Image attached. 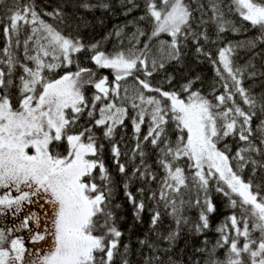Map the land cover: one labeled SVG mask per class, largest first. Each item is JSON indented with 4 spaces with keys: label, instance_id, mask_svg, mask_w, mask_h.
Listing matches in <instances>:
<instances>
[{
    "label": "snow or ice",
    "instance_id": "obj_1",
    "mask_svg": "<svg viewBox=\"0 0 264 264\" xmlns=\"http://www.w3.org/2000/svg\"><path fill=\"white\" fill-rule=\"evenodd\" d=\"M121 2L130 5L125 15L139 7L136 0ZM81 6L93 7L86 0ZM44 15L64 23L59 10ZM232 17L259 34L252 40L229 42L213 58L204 47L216 43L209 37V27L215 28L217 40L225 33L247 30ZM139 21H148L150 30L140 27ZM129 24L135 25V31L126 34L127 25L117 28L114 35L120 45L107 53L99 43L85 45L47 23L34 0H11L0 7L5 39L0 49V190H4L0 215L11 211L18 217L26 205L40 209L12 227L0 228V264H116L117 257L121 264H130L129 246L124 244L120 251L123 233L115 211L120 205L114 203L103 140L111 144L113 163L126 177L124 195L136 220L146 209L145 198L170 209L167 214L177 228L159 238L174 243L179 228L188 223L185 210L193 206L200 209L195 232L210 229L209 214L216 209L208 191L215 182V190L229 198L238 214L233 211L216 227L218 239L210 248L205 241V247L197 249L205 254L204 264H264V94L253 95L243 84L246 78L264 76V71L253 64L255 55L244 65L235 60L239 49L252 51L264 44V0H145V14ZM162 34L170 40L160 39ZM188 41L198 56L211 62L224 89L217 94L213 86L214 99L194 90L195 80L179 91L152 82L169 64L181 62ZM84 51L91 53L96 69L112 71L111 80L80 65L77 54ZM166 81L171 85L172 77ZM13 87L18 89L16 103L9 94ZM89 87L94 89L90 99ZM237 95L247 110L237 102ZM85 115L88 123L81 125ZM126 121L135 141L130 160L139 159L130 175L121 163L122 155L129 157L119 146L123 136L120 142L114 140L119 128H127ZM228 138L242 142L234 154ZM150 154L162 175L152 170ZM248 167L251 175L245 179L242 173ZM133 178L149 185L138 189L139 200L129 190ZM152 183L158 184L156 190ZM151 211L150 228L156 230L162 213ZM24 230L27 238L16 235ZM140 244L154 253L169 251L147 240ZM220 249H225L224 259L217 255ZM144 264L165 262L153 254L145 257Z\"/></svg>",
    "mask_w": 264,
    "mask_h": 264
},
{
    "label": "trees",
    "instance_id": "obj_2",
    "mask_svg": "<svg viewBox=\"0 0 264 264\" xmlns=\"http://www.w3.org/2000/svg\"><path fill=\"white\" fill-rule=\"evenodd\" d=\"M10 2L11 0H0V7ZM23 2L27 3L28 0H23ZM34 2L37 11L41 13L42 18L47 23L57 27L65 35L80 38L85 45L99 43L100 50L107 53L116 51L120 45V40L114 35V31L119 27L127 25V27L124 28V31L126 34H130L135 31V25L129 24V21L135 20L145 14V0H136L139 7L128 15H125L124 13L130 5L122 3L121 0H86L87 3L93 5V7L87 9L81 6L85 0H34ZM102 3L108 4L109 7H101L100 5ZM57 10L63 13L62 19L64 23H61L55 16L44 15L45 12H55ZM232 19L238 27L246 25V22L240 21L238 17H232ZM139 26L146 30H150L151 28L148 21H139ZM246 27V31L242 30L240 32L225 33L220 40H217L215 28L209 27V37L211 40L216 41V43L204 44V41H201V43L204 44L205 50L210 51L213 54V58H216L218 49L224 47L229 42L235 44L245 40H252L259 34L255 29H252L250 25H246ZM24 36L25 33H22L20 37L21 40L24 39ZM160 39L170 40V37H168L167 34H162ZM126 43L127 42L125 41V44ZM4 45L5 39L3 37L2 26H0V49H2ZM18 51L22 52V49H19ZM183 52L185 54L182 56L179 64L173 62L167 66L166 72L162 71L154 75L152 78L153 84L157 86L162 84L166 90L179 91L181 86L187 81L195 80L194 90L199 89L204 95L208 96L209 99H214V96L210 95L213 86L217 88V94L224 91L218 83L219 78L216 76L213 65L206 58L196 54L195 46L191 41H188L187 44L183 46ZM254 55L255 58L253 59V64L256 69L264 71V44H259L257 48L252 51L239 49L238 54L235 57L236 63L244 65ZM77 56L81 66L92 68L98 71L100 75H107L110 80L112 79L113 73L111 70H100L95 68V65L90 60V52L84 51L77 54ZM71 70H75V65L72 66ZM249 71H251V69H249ZM19 74L20 70L18 69L15 74L16 77H18ZM59 74H62V72ZM169 76L172 77L171 85L166 81V78ZM197 77H199L198 80H196ZM132 83L133 80L129 78L128 84L131 85ZM243 84L253 95L259 96L264 94V76L246 78ZM93 91L94 89L91 87L86 89L89 99L91 98ZM9 94L13 98V103H16L18 89L13 87L9 90ZM236 100L247 110V106L243 105V101L238 95ZM259 122L258 119L254 120L253 126L255 127ZM80 123L81 125H87L88 119L86 115L81 119ZM125 123L128 125L127 128H119L114 140L120 142L121 136H123V141L120 142L119 146L122 153H129V157L122 155L121 163L127 165V171L130 175L134 163L138 164L139 159L137 158L135 161L130 160L131 149L134 146L135 141L132 139L131 123L129 121H126ZM96 132L98 136H102V131L100 129H97ZM142 132H147L146 125L142 127ZM174 138L175 134H173V139ZM102 142L105 145L103 159L113 181L114 203L120 205V208L115 209L116 224L119 230L123 233V236L121 237L120 251L123 252L124 244L129 246L127 259L130 264H144L145 257L153 254H159L165 264H197V261H199V264H204L205 254L197 252V249L205 247V241L208 242L207 246L210 248L218 239L219 234L216 232V227L222 223L226 217L232 214L233 211H237L238 214V209L234 210L230 207L229 198L223 193L217 192L215 190V182H213L212 187H210L208 191V196L215 205L216 210L209 214L210 229L203 233L195 232L194 226L199 222L200 209L195 206L187 208L184 215L187 218L188 223L183 224L179 228V234L176 240L169 245L168 241L159 237L167 235L169 231L176 230L177 228L173 218L167 214L170 209L166 210L162 204L158 206L155 201L147 200L145 198L146 209L142 213L141 220L137 221L133 215V207L124 195L123 185L126 181V177L119 172L118 167L113 163L111 144L109 141L103 140ZM256 142L259 145V140ZM226 143L229 144L232 153L234 154L237 147L242 142H239L238 139L234 141L232 138H228ZM220 147H223V144H221ZM148 148L150 149V145ZM59 150L63 152L64 146ZM256 158L261 159L259 156ZM147 161L152 165V170L157 172L158 176L162 175L154 163V154H150L147 157ZM250 175L251 168L248 167L242 173V176L247 179ZM97 183H100V181L97 180ZM142 187L148 188L149 185L139 179H132L129 190L136 195L138 200L141 198L138 189ZM157 188V183L151 184L152 190H156ZM200 195L201 199H203V193ZM190 198L194 203L196 198L195 190L191 192ZM234 198L238 199V197ZM152 209H158L162 213L160 226L156 230L150 228ZM141 240H147L149 243L156 245L158 249H169V251H167V253L163 251L154 253L153 250L149 249L146 245H141ZM217 255L220 259H224L225 249L218 250ZM169 257H171V262H169ZM116 264H121L120 257L116 258Z\"/></svg>",
    "mask_w": 264,
    "mask_h": 264
},
{
    "label": "rangeland",
    "instance_id": "obj_3",
    "mask_svg": "<svg viewBox=\"0 0 264 264\" xmlns=\"http://www.w3.org/2000/svg\"><path fill=\"white\" fill-rule=\"evenodd\" d=\"M4 190H0V193H2ZM13 195H16V193L13 191ZM30 211H36L40 212V209L36 205H26L24 210L19 214L18 217L13 216L11 211H8L4 215H0V228H8L12 227L15 224L20 223V221L30 212ZM18 236H23L27 238L28 233L26 230L16 233ZM44 245V248L46 249L48 247L47 244L44 242H40ZM28 247H32L31 244L27 245Z\"/></svg>",
    "mask_w": 264,
    "mask_h": 264
}]
</instances>
